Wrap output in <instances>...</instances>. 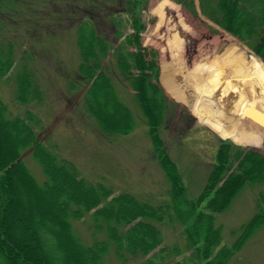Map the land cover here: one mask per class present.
<instances>
[{"label": "trees", "instance_id": "obj_1", "mask_svg": "<svg viewBox=\"0 0 264 264\" xmlns=\"http://www.w3.org/2000/svg\"><path fill=\"white\" fill-rule=\"evenodd\" d=\"M12 1L15 2L0 0V13L2 6H10ZM172 1L197 17L194 0ZM147 2L66 0L65 5L71 9V18L78 5L85 4L80 8L85 15L75 28V46L79 58L76 73L85 83L83 103L87 115L105 136L132 131L130 115L117 108L111 98L115 97L112 76L128 80L149 125L160 168L170 183L171 202L154 206L126 192L114 195V189L106 184L86 180L72 163L58 159L38 140L33 125L39 121L31 113L12 117L0 99V264H105L111 250L122 264H228L264 226V193L258 197L255 214L242 225L230 246L223 243L222 227L216 224L217 216L246 184L264 185V152L221 143L202 192L194 199L187 198L184 180L159 135L167 100L149 78L148 72L155 63L148 60L141 44L145 31L141 15ZM198 4L205 18L264 58V0H198ZM173 9L169 0L156 7L158 26L165 23L166 14L174 13ZM108 23L117 44L100 35ZM129 28L132 32L126 33ZM171 34L179 37L174 27ZM227 36L214 37L230 58L261 67L257 57ZM7 42L0 43V80H7L18 65V101L28 104L40 100L30 55L27 61L17 63L14 48ZM181 45V39H169L172 59L177 60ZM70 87L78 89L74 83ZM25 152L40 166L45 178L42 184L28 170ZM87 216L92 220L94 233H101L98 236H104V240L96 237L86 245L76 234L72 222ZM167 223L182 227L185 250L180 245L170 246L171 249L163 245L161 226ZM187 252L190 255L182 260L174 259Z\"/></svg>", "mask_w": 264, "mask_h": 264}, {"label": "rangeland", "instance_id": "obj_2", "mask_svg": "<svg viewBox=\"0 0 264 264\" xmlns=\"http://www.w3.org/2000/svg\"><path fill=\"white\" fill-rule=\"evenodd\" d=\"M162 1L148 0L145 4L141 15L145 24L141 44L148 60L155 63L148 72L149 78L167 100L159 135L184 180L187 198L194 199L206 185L221 143L264 151V58L234 36L240 47L249 55L255 54L262 63L261 67H255L244 59L230 58L214 37L229 34L213 27L201 14L197 0H194L197 17L169 0L174 5V13L166 14L165 23L158 26L155 9ZM12 2L1 8L0 43L9 41L17 63L27 61L30 55L41 99L28 104L18 101L16 76L20 68L15 65L8 79L0 80V99L8 114L23 117L31 113L39 121L33 125L38 140L58 159L72 163L86 180L106 184L114 189V195L126 192L154 206L168 205L171 186L160 168L149 125L128 80L112 76L110 83L115 97L111 98L117 108L130 115L134 123L132 131L126 135L105 136L87 115L83 103L85 83L76 73L79 58L75 46V28L85 15L80 9L85 4L80 3L70 18L71 9L65 5L66 0ZM172 27L179 37L171 34ZM112 31L108 23L100 35L117 44ZM131 32L130 28L126 30ZM171 38L181 39L177 60L170 54ZM106 74L111 77L109 72ZM70 83L78 89L71 90ZM23 158L35 180L42 184L45 178L40 166L28 152ZM260 193H264V185L246 184L231 205L217 216L216 224L222 227L224 244H233L239 229L255 214ZM72 226L86 245L96 237L105 239L98 236L101 233H94L89 216L73 221ZM161 230L164 246L171 249L170 246L180 245L183 251L185 239L182 242L179 224L167 223ZM189 255L187 252L174 259L182 260ZM105 264L122 263L111 250ZM228 264H264V226Z\"/></svg>", "mask_w": 264, "mask_h": 264}, {"label": "water", "instance_id": "obj_3", "mask_svg": "<svg viewBox=\"0 0 264 264\" xmlns=\"http://www.w3.org/2000/svg\"><path fill=\"white\" fill-rule=\"evenodd\" d=\"M231 36V35H230Z\"/></svg>", "mask_w": 264, "mask_h": 264}]
</instances>
